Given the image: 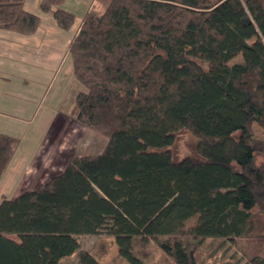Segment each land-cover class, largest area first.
I'll return each instance as SVG.
<instances>
[{
  "label": "trees",
  "instance_id": "1",
  "mask_svg": "<svg viewBox=\"0 0 264 264\" xmlns=\"http://www.w3.org/2000/svg\"><path fill=\"white\" fill-rule=\"evenodd\" d=\"M67 1L40 8L69 30ZM40 24L25 0H0V29L31 35ZM69 53L86 87L76 118L108 141L39 187L2 197L0 264H59L80 235L103 231L130 264H146L132 251L137 235L177 264H196L208 237L264 240L253 213H264V139L252 129H264V0H110L84 14ZM183 131L196 142L181 155ZM19 144L0 131V179ZM92 258L79 254L80 264Z\"/></svg>",
  "mask_w": 264,
  "mask_h": 264
},
{
  "label": "rangeland",
  "instance_id": "2",
  "mask_svg": "<svg viewBox=\"0 0 264 264\" xmlns=\"http://www.w3.org/2000/svg\"><path fill=\"white\" fill-rule=\"evenodd\" d=\"M109 2L110 0H97L94 12L101 13ZM32 3L33 0H30L28 8L36 9L38 14L44 16V20L38 34L30 38L58 40L57 55L62 65L50 71L49 77L46 72H41L38 77L29 74V82L26 84L22 82L20 76L12 77L8 72L4 74L8 70L7 65H0V76L6 75L11 78L10 80L4 76L0 78V112L5 113L0 116V131L20 138L17 166L23 162V159L19 158L21 157L19 153L23 155L32 149L35 150L42 143L37 158L26 164V168L22 165L25 173H21L20 176L23 178L19 183L16 177L20 174L18 169L21 166L13 168L11 165L13 159L11 160L0 179V201L3 196L10 197L16 191L20 193L26 189L39 187L62 172L74 156L100 153L108 141L106 136L83 125L76 118V96L86 87L76 79L71 55L66 54V50L86 12L84 4L68 1L64 5L76 13L74 25L69 30H64L58 27L50 13L46 16L41 12L38 3L36 5ZM63 45H66L65 50ZM15 90L21 91L22 94L13 95ZM19 105H23V108H18ZM252 129L254 137L264 139V129L259 124L254 122ZM238 135L239 131H235L232 143V146L237 148ZM195 142L196 137L190 131L181 132L178 139L180 154L189 153ZM263 160L264 156L257 153L256 162L261 163ZM253 213L256 225L264 222V213L260 212L259 208H254ZM12 236L22 243V239L17 235ZM79 240L80 248L73 255L63 258L59 264H80L79 254L82 251L92 254L93 258L89 264H130L129 259L120 254L113 234L105 231L84 234L79 236ZM132 251L146 264H177L154 238L135 236ZM195 255L196 264H254L256 260L264 257V240L255 235L232 238L208 237L197 248Z\"/></svg>",
  "mask_w": 264,
  "mask_h": 264
},
{
  "label": "crops",
  "instance_id": "3",
  "mask_svg": "<svg viewBox=\"0 0 264 264\" xmlns=\"http://www.w3.org/2000/svg\"><path fill=\"white\" fill-rule=\"evenodd\" d=\"M40 1L41 0H33L32 5H36L38 3V5L40 7ZM68 1H73L76 4H84V6L86 8V12L87 11H93L94 12V6L97 3V0H68ZM29 2H30V0H25L26 9L31 11V12L37 13L36 9L32 10V9L28 8ZM102 9H104V8L102 7ZM41 12H42V10H41ZM42 13L45 14L46 16H47V14H49V13H45V12H42ZM40 16H41L40 27L38 28V30L35 33H33L31 35H24V34H20V33L11 31V30L0 29V65H3V66L7 65L8 70L5 71L4 74H6V72H8V74L12 77L16 76V75L20 76L21 80L24 84L29 82V80H28L29 74H33V75L38 77L41 72H46L47 76L49 77L51 74L50 71L57 69L59 67L58 65H62V62L60 61V58L57 55L56 44L58 43V40H56V39L47 40L48 38H38V39L30 38V36H34V35L38 34V31L40 30V28L42 26L44 16L41 14H40ZM79 27H80V25H79ZM79 27H78V29H79ZM59 28H61V27H59ZM61 29H63V28H61ZM78 29L76 30V32L78 31ZM64 30H66V29H64ZM68 43L69 42H67L66 44L68 45ZM63 46H64L63 49L65 50L66 45H63ZM67 48L68 49L66 50V54H70L69 53V47H67ZM58 63H60V64H58ZM3 76L7 79L10 78V76L9 77L6 75H3ZM3 76H0V78H2ZM20 92L21 91L15 90L12 94L16 95V94H19ZM20 94H22V93H20ZM18 108L22 109L23 105H19ZM4 114L0 112V116L1 115L3 116ZM5 116H7V115H5ZM41 147H42V143L35 150L32 149L31 151H28L27 153H24L23 155H22V153H19L21 156L19 158L23 159L22 165L25 166L26 164H29L30 162L34 161V159L37 158V155H38ZM17 151H18V148H17ZM17 151H16V153H17ZM16 153H15L16 156L14 155L15 158L13 157V161H12L11 165L14 166L13 168H15V169L20 168V166H21V168L18 169V170H20L19 171L20 174H19V176L16 177L18 180V183H19V181H21V179L23 178V176H20V175H21V173L24 174L25 171L23 170L24 168L22 167V165L17 166L18 162L16 160H18L17 159L18 153L17 154ZM25 168H26V166H25ZM18 178H20V179H18ZM16 189L18 190V188H16ZM16 189H15V191H16ZM17 194H19V192L16 191V192H14V194L12 196H15Z\"/></svg>",
  "mask_w": 264,
  "mask_h": 264
}]
</instances>
